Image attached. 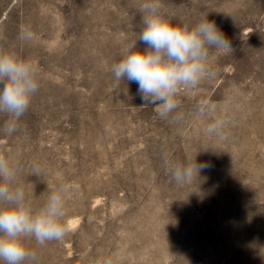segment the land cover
I'll use <instances>...</instances> for the list:
<instances>
[{
    "label": "rangeland",
    "instance_id": "374dc122",
    "mask_svg": "<svg viewBox=\"0 0 264 264\" xmlns=\"http://www.w3.org/2000/svg\"><path fill=\"white\" fill-rule=\"evenodd\" d=\"M141 2L0 0V49L40 69L21 131H0V154H19L34 208L60 183L77 189L68 236L30 246L39 264L104 256L113 264H264V0H162L173 22L215 21L233 49L214 58V80L180 97L186 119L178 125L142 107L138 85L110 71L136 39ZM23 25L33 41L19 39ZM201 99L230 117L226 140L208 136V121L192 114ZM164 153L211 167L177 185ZM33 163L42 178L30 174Z\"/></svg>",
    "mask_w": 264,
    "mask_h": 264
},
{
    "label": "clouds",
    "instance_id": "9594fccd",
    "mask_svg": "<svg viewBox=\"0 0 264 264\" xmlns=\"http://www.w3.org/2000/svg\"><path fill=\"white\" fill-rule=\"evenodd\" d=\"M162 0H142L140 30L136 39L122 50V58L110 66L117 82L136 83L143 106H154L158 116L171 124H182L186 113L180 97L196 92L215 79L214 58L232 53L230 40L215 21L206 17L194 24L173 22L163 11ZM36 33L31 25L20 28L19 39L31 42ZM145 47L140 49L137 43ZM40 88V69L35 60L0 49V116L6 117L0 131L13 136L21 131L20 119L28 111ZM217 105L201 99L193 109L195 118L207 120L205 133L223 141L232 121L217 115ZM196 157V156H195ZM163 166L177 185L199 177L208 163H177L167 153ZM24 165L19 154H0V264H39L36 248L62 242L69 234L68 200L77 189L60 183L47 193L44 203L34 208L19 177ZM30 174L42 178L41 167L33 163ZM94 264H113L110 257H99Z\"/></svg>",
    "mask_w": 264,
    "mask_h": 264
}]
</instances>
